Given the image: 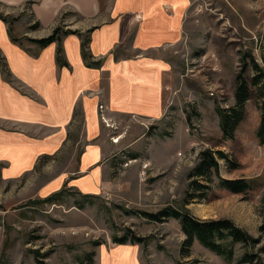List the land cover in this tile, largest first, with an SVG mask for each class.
<instances>
[{
    "label": "rangeland",
    "instance_id": "374dc122",
    "mask_svg": "<svg viewBox=\"0 0 264 264\" xmlns=\"http://www.w3.org/2000/svg\"><path fill=\"white\" fill-rule=\"evenodd\" d=\"M28 8L0 3V14L10 16L13 34L26 47L39 28ZM187 13L165 115L159 120L122 117L108 124L106 108L99 106L101 120L115 136L110 140L118 142L107 163L98 165L103 168L99 192L80 191L69 181L72 188L58 202H43L51 188L64 187L58 177L79 175L82 149L73 143L20 178L4 180L0 174V264H80L93 251L96 264H238L197 242L189 256L183 255L185 235L176 219L153 222L142 215L166 208H186L199 219L231 220L264 242L259 101L245 104L233 137L223 133L216 110L236 105L242 55L249 53L264 66V0H191ZM62 16L61 23L79 19L70 11ZM207 149L228 154L232 164L220 161L222 178L247 179L251 189L234 194L219 186L215 174L191 177ZM133 234L147 239L115 242Z\"/></svg>",
    "mask_w": 264,
    "mask_h": 264
},
{
    "label": "crops",
    "instance_id": "0c3cea01",
    "mask_svg": "<svg viewBox=\"0 0 264 264\" xmlns=\"http://www.w3.org/2000/svg\"><path fill=\"white\" fill-rule=\"evenodd\" d=\"M27 1L0 3L25 10ZM34 1L29 10L40 23L31 32L35 39L49 36L69 11L79 19L64 24L81 35L63 38L60 64L57 42L26 47L12 23L0 19V174L4 180L20 178L73 143L82 149L79 175L58 177L60 191L72 188L71 181L80 191L96 192L103 169L98 165L118 146L110 140L109 122L159 120L167 111L168 89L178 75L173 57L185 36L191 0ZM101 105L108 124L100 118Z\"/></svg>",
    "mask_w": 264,
    "mask_h": 264
},
{
    "label": "trees",
    "instance_id": "16d2710c",
    "mask_svg": "<svg viewBox=\"0 0 264 264\" xmlns=\"http://www.w3.org/2000/svg\"><path fill=\"white\" fill-rule=\"evenodd\" d=\"M36 1L29 0L25 3V8L31 7ZM30 9V8H28ZM66 13H63L65 16ZM10 16L0 14V19L10 23ZM36 28L40 27V23H36ZM12 32V28H10ZM90 32V31H89ZM70 34H80L79 31L67 29V26L61 23V20L52 33L44 38L29 39L33 44L40 47H46L51 43L57 42V60L63 64V48L62 40ZM89 41L84 39L82 44V52L85 60L91 58L88 51ZM1 59V57H0ZM100 65V62L94 63ZM241 70L236 76L235 102L236 105L230 109H224L217 106L216 110L220 117V126L223 133L229 137H233L234 132L244 118V107L249 101L256 98L259 101L260 121L256 131V137L260 145L264 146V66L249 53L241 56ZM199 162L191 173V177H206L207 174H215L218 178L219 186L234 194L247 193L252 183L249 180L241 179H225L219 174L220 161L224 160L228 164H232L228 154L223 151H213L211 149L204 150L200 153ZM199 183V182H197ZM200 184V183H199ZM203 184L199 186L202 187ZM206 186V185H204ZM66 189L57 192L43 202L56 203L60 197L66 193ZM92 196V195H88ZM36 202H29L28 205ZM143 216L153 222H163L170 218L176 219L185 235L181 253L189 256L190 250L194 243H198L212 253L220 256L226 261H236L238 264H264V242L261 239L253 237L244 229L237 226L233 221L227 219H199L191 215L188 209L166 208L157 213L142 212ZM147 238H140L133 234L131 238L124 236L117 238L116 243L126 244L143 243ZM240 248L241 253H238ZM95 252H88L80 260V264H95ZM44 264V262H39Z\"/></svg>",
    "mask_w": 264,
    "mask_h": 264
}]
</instances>
